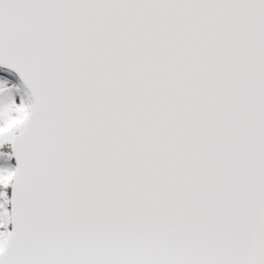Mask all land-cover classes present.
Instances as JSON below:
<instances>
[{
  "label": "snow or ice",
  "instance_id": "1",
  "mask_svg": "<svg viewBox=\"0 0 264 264\" xmlns=\"http://www.w3.org/2000/svg\"><path fill=\"white\" fill-rule=\"evenodd\" d=\"M0 69V264H264V0H0Z\"/></svg>",
  "mask_w": 264,
  "mask_h": 264
},
{
  "label": "rangeland",
  "instance_id": "2",
  "mask_svg": "<svg viewBox=\"0 0 264 264\" xmlns=\"http://www.w3.org/2000/svg\"><path fill=\"white\" fill-rule=\"evenodd\" d=\"M0 74H5V73H0ZM5 75H7V74H5ZM7 78L10 81L11 84H14V85L17 86L16 88L13 89V95L17 96V99H19L21 96H23L25 99H27L24 89H22L20 87V85L17 82V80L12 75H8ZM0 168H11V165L8 162V163H6V165L2 164L0 166ZM6 190L7 189L0 188V191H6ZM0 203H2V200H0Z\"/></svg>",
  "mask_w": 264,
  "mask_h": 264
},
{
  "label": "water",
  "instance_id": "3",
  "mask_svg": "<svg viewBox=\"0 0 264 264\" xmlns=\"http://www.w3.org/2000/svg\"><path fill=\"white\" fill-rule=\"evenodd\" d=\"M15 74V73H14ZM11 150V149H10ZM13 160H14V162H15V165H16V161H15V158L13 157ZM11 193H12V190H11V188H10V197H11ZM10 209H11V205H10ZM10 229H11V225H10Z\"/></svg>",
  "mask_w": 264,
  "mask_h": 264
}]
</instances>
